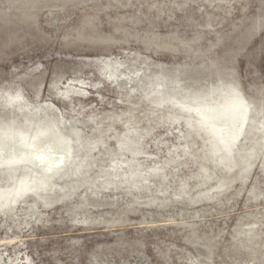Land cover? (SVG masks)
Returning a JSON list of instances; mask_svg holds the SVG:
<instances>
[{
	"label": "rangeland",
	"instance_id": "1",
	"mask_svg": "<svg viewBox=\"0 0 264 264\" xmlns=\"http://www.w3.org/2000/svg\"><path fill=\"white\" fill-rule=\"evenodd\" d=\"M0 264H264V0H0Z\"/></svg>",
	"mask_w": 264,
	"mask_h": 264
},
{
	"label": "bare ground",
	"instance_id": "2",
	"mask_svg": "<svg viewBox=\"0 0 264 264\" xmlns=\"http://www.w3.org/2000/svg\"><path fill=\"white\" fill-rule=\"evenodd\" d=\"M240 99V98H239ZM238 98H237V96H236V99L235 100H237L236 101V103H235V107L236 108H238L239 110L237 111L238 113H243V103H242V101L241 100H239ZM246 107H247V105H246ZM202 109V108H201ZM205 110V111H204ZM204 110L202 109V110H200L201 111V115L203 116V120L205 119V121H209L210 119H213V117L214 118H219V116H218V114L220 113V110H223V108H219V109H217L216 110V112H218V113H210V112H212V111H215V110H213V109H209V108H207V107H205L204 108ZM199 111V112H200ZM199 114V113H198ZM202 120V119H201ZM202 120V121H203ZM218 120V119H217ZM199 122H201V121H199ZM219 122V121H218ZM217 121H212V120H210V122L209 123H211V126H213V129H214V131L215 132H217V133H220V135L221 134H223V132H225L224 130H225V128H223V124H219ZM205 123V122H204ZM208 124V123H207ZM206 125V124H205ZM204 126V125H203ZM207 126V125H206ZM209 128H210V126H209ZM212 130V129H211ZM36 138L38 137V136H35ZM221 137L224 139V140H226L227 138L226 137H224L223 135H221ZM221 139V138H220ZM229 140H230V138H229ZM39 142V139H35V140H32L31 142H29L28 144L31 146V147H35L36 146V144ZM230 142V141H229ZM63 143V142H62ZM226 143V142H225ZM224 144V143H223ZM68 146V145H67ZM67 146L66 147H60L61 149H63V150H65V148H67ZM227 146V145H226ZM226 148H228V147H226ZM63 154H64V152L62 151V152H58L57 153V151H54L53 152V149H52V147L51 146H48L47 147V149H45V150H43L42 152H38L37 154H34V155H32V157H35V158H37V160H39L40 161V163H42L43 164V166L46 168V167H49V168H51V167H53L54 165H60L61 163H62V159H63ZM49 155H51V156H53L54 158H51ZM32 160H34V159H32ZM11 162V161H10ZM44 168V169H45ZM47 170H49V169H47ZM21 179V178H20ZM24 186V185H23Z\"/></svg>",
	"mask_w": 264,
	"mask_h": 264
}]
</instances>
